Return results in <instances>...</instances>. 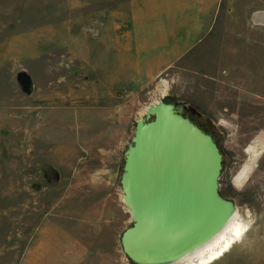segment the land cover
Returning a JSON list of instances; mask_svg holds the SVG:
<instances>
[{"label":"rangeland","instance_id":"obj_1","mask_svg":"<svg viewBox=\"0 0 264 264\" xmlns=\"http://www.w3.org/2000/svg\"><path fill=\"white\" fill-rule=\"evenodd\" d=\"M179 1L0 0V264H134L122 152L162 93L213 123L245 228L209 264H264V33L237 36L247 0Z\"/></svg>","mask_w":264,"mask_h":264},{"label":"water","instance_id":"obj_2","mask_svg":"<svg viewBox=\"0 0 264 264\" xmlns=\"http://www.w3.org/2000/svg\"><path fill=\"white\" fill-rule=\"evenodd\" d=\"M16 80L29 93L23 71ZM193 113L161 94L136 119L122 152L118 183L130 224L119 244L134 264L173 263L209 238L234 206L218 190L222 155L213 132L197 126Z\"/></svg>","mask_w":264,"mask_h":264},{"label":"bare ground","instance_id":"obj_3","mask_svg":"<svg viewBox=\"0 0 264 264\" xmlns=\"http://www.w3.org/2000/svg\"><path fill=\"white\" fill-rule=\"evenodd\" d=\"M244 231L238 220V211L233 206L225 221L209 238L169 264H209L227 251Z\"/></svg>","mask_w":264,"mask_h":264},{"label":"crops","instance_id":"obj_4","mask_svg":"<svg viewBox=\"0 0 264 264\" xmlns=\"http://www.w3.org/2000/svg\"><path fill=\"white\" fill-rule=\"evenodd\" d=\"M209 1H210V4L212 5V3H215L217 0H209ZM246 2H247V4L242 5V10H240L239 12H234V15L238 14V16H239L237 18V21H236V23L238 22L237 25L248 29L247 33L237 32V36L242 37V40H246V43H250L251 41L254 40V36H252L251 33H249L250 30L253 32L258 31V32L264 33V1H262V0H253V1L247 0ZM257 3H259V4H257ZM174 8H176V10L185 11V13H186V9L188 8V6L186 4V0L179 1L178 6H176ZM148 9H149V11H148L147 21L149 20L148 26H149V28H151L154 25V23L152 21L153 15L151 13L150 6ZM216 12H217V10L215 9V11L212 13L214 15V22L212 23L211 28L209 29V31L206 34V35H208V33L211 32V37L214 35V29L212 30V27H214V25H216L217 22H219L220 26L225 25L224 19H223V21L222 20L218 21V19L216 20V16H217ZM187 18H188V16H187ZM199 21H200V19L198 17H195V18H192L191 21H189V23L187 25L185 23V28H184L185 35L183 37L184 42H185V40H187L188 38L191 37L189 32L192 31V27H195L194 28L195 30L198 29ZM196 26H197V29H196ZM198 31L199 30H197L196 32H198ZM234 34H236V33H234ZM220 40H224L223 34L220 37ZM194 42H195V40L192 41V43H194ZM147 43L149 44L150 42L147 41ZM168 43H169V41H168ZM148 48L151 49L150 45H148ZM167 48H171V46H167Z\"/></svg>","mask_w":264,"mask_h":264},{"label":"flooded vegetation","instance_id":"obj_5","mask_svg":"<svg viewBox=\"0 0 264 264\" xmlns=\"http://www.w3.org/2000/svg\"><path fill=\"white\" fill-rule=\"evenodd\" d=\"M170 101H172L171 99H169ZM198 112V111H197ZM189 118L200 128L204 129V130H210L213 133V136L216 140V130L213 127V123L211 122V120L205 118L204 116H202L199 112L198 113H193L189 115ZM217 143V141H216Z\"/></svg>","mask_w":264,"mask_h":264},{"label":"trees","instance_id":"obj_6","mask_svg":"<svg viewBox=\"0 0 264 264\" xmlns=\"http://www.w3.org/2000/svg\"><path fill=\"white\" fill-rule=\"evenodd\" d=\"M218 145V144H217Z\"/></svg>","mask_w":264,"mask_h":264}]
</instances>
